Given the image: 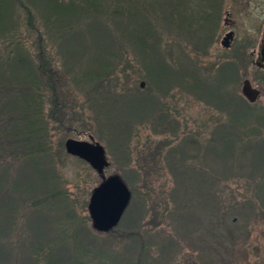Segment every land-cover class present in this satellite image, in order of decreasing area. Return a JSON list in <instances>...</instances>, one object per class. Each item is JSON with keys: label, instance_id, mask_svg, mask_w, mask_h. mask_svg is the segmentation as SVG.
Segmentation results:
<instances>
[{"label": "trees", "instance_id": "16d2710c", "mask_svg": "<svg viewBox=\"0 0 264 264\" xmlns=\"http://www.w3.org/2000/svg\"><path fill=\"white\" fill-rule=\"evenodd\" d=\"M41 1L44 8L33 13L26 6L29 0H0V216L21 219V222L11 219L14 220L11 225L17 227L14 233L0 232V264H143L148 251L144 249L143 239L146 229L139 226L145 211L137 212L136 202L130 203L125 213L129 221L120 220L121 227L102 236L91 232L88 226L86 201L83 214L74 202L78 197L73 194L74 198H71V191L64 186L58 165L62 156H66L63 148L65 128L74 129L71 126L77 123L80 132L87 131L88 119L83 107L76 111L77 119L68 117L66 107L71 99L70 87L66 79L57 78L61 70L51 64L41 41H36L34 54L26 48L31 35L40 39L41 30L35 22L38 18L57 28L73 30L85 47H88L87 37H91L92 44L98 39L99 44L112 49L105 52L107 59L96 51L91 53L89 65L78 73V77H85L81 78L83 82H96L103 97L108 95L109 99L111 96L116 99L118 120L113 123L110 120L109 124L114 136H118L113 146L122 151L119 154L122 153L126 165L130 156L124 152L129 151L131 141L136 140L134 147L141 144L140 129L136 124L161 125V131L170 136L155 141L145 129L142 146L148 143V149L154 150L141 160L151 157L152 168L162 175L172 174L165 208L176 211L178 221L175 225L182 221L191 225L202 219L199 223L205 224L206 229L224 227L231 240L240 236L238 227L236 231L234 224L229 226L230 215L243 211L245 205L249 210L253 209V200L246 198L243 202L226 203L225 206L221 198L228 180L238 182L242 178L237 164L248 172L245 173L247 182H243L242 196L246 197L247 193L256 196L260 216L264 218L261 208L264 207V116H259L261 118L256 121L253 116L246 118L245 115L260 114L253 109L255 104L247 103L233 88L222 87L221 82H205L197 75L192 81L190 67L184 60L181 63L182 58L176 61L171 53L162 54L167 43L173 46L169 37L177 32L176 28L183 35L189 33L190 28L201 34L200 30L208 27L207 21H215L214 28H217L225 0ZM15 4L25 12H22L24 19L18 18L21 12ZM76 18L81 21H74ZM77 25L86 27L79 31ZM83 52L79 57L84 55ZM118 60H128L126 66H133L134 60L142 64L141 76L146 80L143 89L130 85L127 76L122 83L124 86L117 87L120 81L111 74H115ZM61 61L64 70L71 71L69 56H63ZM176 76L186 93L198 91L199 96H204L200 100L213 109L214 115H225V118L210 120L214 126L207 127L210 133L202 144L198 135L192 134L187 127L179 137L174 132L173 113L162 97ZM111 81L117 83L113 85ZM232 108L236 109V114L232 113ZM202 126L206 130V122L203 121ZM154 133L159 132L154 130ZM7 156L10 159H6ZM207 158L215 165L202 164ZM185 160L189 161L188 165L183 164ZM135 167L132 169L135 176L141 170L147 175L152 170L147 161L145 164L136 161ZM185 179L187 183H184ZM126 180L129 182L130 178ZM145 188L149 190V187ZM130 190L131 197H136L137 192ZM191 209L195 210L189 212ZM177 212L181 214L177 215ZM150 221L157 219L152 217ZM36 231L38 239H30ZM260 236L264 237L263 234ZM206 238L211 243L206 251L211 255L216 249L217 252L222 249L221 235L217 231H211ZM114 243L124 247L117 250ZM167 243L173 245L174 241L167 239ZM165 260L159 264H166L167 258Z\"/></svg>", "mask_w": 264, "mask_h": 264}, {"label": "rangeland", "instance_id": "374dc122", "mask_svg": "<svg viewBox=\"0 0 264 264\" xmlns=\"http://www.w3.org/2000/svg\"><path fill=\"white\" fill-rule=\"evenodd\" d=\"M25 1L26 0H24V2ZM200 1L202 0H199L198 2ZM43 5L44 3L41 0H29V4L26 2L28 10L32 11L33 13L36 11H42L44 8ZM15 6L18 8L16 4ZM263 6L264 0H225V8L222 10L220 21H223V17H227L230 19V21H236V37L232 45L227 50H224L220 45L221 35L223 30L226 29H224L222 25L220 26L219 21L217 28H214L216 25L215 21H207L206 24L208 27L206 29H201V34H199L198 30H192L190 28L189 33L183 35V33H181L178 28H176L177 32L171 33L169 37V42L173 41V46L170 47V44L167 43L163 48L162 54L170 55L171 53V55L176 58V61L182 58L181 63H183L182 61L184 60V62H186V64L190 67L188 68L187 66L188 70L191 72L192 81L195 80V76L197 75V77L202 81L214 82L217 84L218 82H221L222 87H225L229 90L233 88L235 91L239 92L238 82L241 75L238 73L235 64L236 53L238 49H241V46L249 49V41H246V35H249L254 30L253 19L262 16L261 9ZM19 11L21 13H19L20 17L18 18L24 19L25 12L18 8V12ZM38 19L39 20L35 22H38L37 26L41 30L40 39L36 40L35 34L31 35L26 48L29 49L32 54H34L33 51L37 46L36 41H41V45L44 46V48L48 51L51 64H56V66H58L61 70L59 77L57 78L60 79L62 77L61 79H66V84H68V87H70L69 92L71 99L70 101H67L68 105L66 107L69 112L68 117L77 119L78 116L76 111L83 107L85 117L88 119L87 131L80 132L76 126L77 123H75V125L71 126L72 128L74 127V129L65 128V138L92 141L102 145L105 151V158L108 163L106 166L107 168L103 171V175L107 176L110 174H117L126 183L129 190L131 188L133 192H137L136 197H130L129 204L136 202L134 204H137V212H139L141 209L145 211L144 220H141L139 223L141 229L143 227L146 229L143 231V239L145 244L144 249L148 251L146 254V260H144L143 264H159V262H165L166 258V264H264V237L260 236L261 234L264 235V218H262V216H260L261 213H259V199L255 198L256 196L249 195V193H247L246 197L242 196L245 189V184L243 182H247L245 179V176H247L245 173H248L247 170H243L244 168L241 167L240 164H237V168L241 170L243 176L240 175L242 178H239L238 182L232 179L228 180V186L224 187L225 189L223 190L224 192L221 197L225 206L227 205L226 203L243 202L246 198L253 200L254 203L253 209L249 210L245 205L242 207V209H244L243 211H235V213L230 215L229 219L231 220V225L229 223V226L231 227L232 224H234L235 230L237 231L238 227V231H240L237 232L240 234V236H237L235 240L228 238L224 227L214 226L213 229L210 227L206 229L205 224L199 223L202 219L198 220V222H193L191 225H186L188 221H182L175 225V223L178 221L175 217L176 211L174 210L170 212L165 208V202L168 195L167 191L172 187V174L168 172L162 175L159 173V170L152 168L150 164L152 162L150 160L151 157H145L143 160H141L144 155L146 156L149 153V151L154 150L148 149V143L146 146H142V141L145 139V137H143L145 135V131L150 133L152 139L155 141H160L165 136L169 135L161 131V125L147 126L136 124L140 129L141 144L137 147H134L136 140L131 141L130 147H128L130 152H124L125 155L130 156L126 165V163H124L122 153L119 154V152L122 151L120 149H115L113 146L117 142L118 136H114L115 132L112 131V127L109 124L110 120L112 123L118 120V118H116L117 115H115V113H119L116 99H113L112 96L109 99L108 95L103 97L104 94L99 93L102 91V89H99L96 86V82L91 80L89 82H83L81 78L85 79V77H78V73L81 74V70L89 65L88 58L91 57V53L96 51L98 54H102L107 59L108 55L105 52L112 49L107 48L109 46H105L104 44H99L98 39H94L96 44H92L93 39L91 37H87L86 45L88 47H85L83 46L84 43H81L80 36L72 33L73 30H65L64 28L60 29L57 28L55 24H46L42 21L43 18ZM74 21L81 20L76 18ZM197 22L203 23V21ZM85 27L86 26L77 25V29L79 31ZM83 50L84 55L79 57ZM63 56H69V58L72 60L70 63L73 67L68 64V67H71V71L64 70L61 61ZM127 61H117L118 65L114 70L115 74L113 73L111 76L118 78L120 84L116 81H111V84L115 85V83H117V87H122L124 86L122 83H124L126 80L125 76H127L129 81H126L130 82V85L133 87L137 86L140 88V82L144 81V86L141 88L143 89L146 85V80L141 76L143 73L142 64L140 65L139 62H136L137 60H134L135 64L133 66L132 64L126 66ZM74 69L77 70V72H74ZM229 74H231V76ZM176 77L177 78L172 80L170 84L171 86L167 89L166 95L162 97V100L169 104L173 113V119L176 122L174 132L176 131L177 136H180L184 128L187 127V130H192L190 131L192 134L196 133L198 135V140L202 144L208 137V133H210L207 131V127L212 124L210 120H215L219 117L225 118V115H214V113H212L213 109L206 107L202 102L203 100H200L202 99L201 96H204H199L198 91H195V93L194 91L192 93H186L184 88L179 85V77ZM220 77H223V79H220ZM111 90L112 87L110 88V91ZM112 94L113 92L111 91V95ZM257 103L259 104H255L253 109L256 111V113L258 112L260 114L245 115L246 118L250 119L253 116V120L256 121L257 118H261L259 116H264V96H262ZM244 110L245 109H243V111ZM235 112L236 109L232 108V113ZM144 114H146L145 111ZM203 121L206 122V130L202 126ZM223 122L225 123V120ZM211 126H214V124ZM154 130L158 131L159 133L155 134ZM170 139L171 138H168V140ZM65 153L66 156H62L60 164L58 165V171L61 174L62 180L65 182L64 186L68 187V189L71 191V198H74L73 194L74 196L76 195L78 197V199H75L76 201H74L75 205H77L84 214L85 210L83 205L86 201L85 213L89 215L87 210L88 199L92 189L95 188L102 180V175L97 173L87 162L83 161L82 159L70 155L66 151ZM9 157L10 156H7L6 159H10ZM138 157L139 159H137ZM136 161H139L140 164H145L147 161V165H150L149 169H152L150 170V174L147 175L143 170H141L135 176L132 169L137 167H135ZM184 163L188 165L189 161L185 160L183 164ZM196 163H198V161H196ZM202 164L206 166H209V164L215 165V163L210 162L209 158L204 159ZM167 166L168 164L165 165V167ZM153 170L155 172H153ZM165 170H167V168ZM123 176L130 178L129 182H127L128 180H126V178ZM183 181L184 183H187L185 182L187 181L186 179ZM1 183L2 181L0 180V185ZM251 185L253 184L251 183ZM146 186L149 187V190L145 188ZM152 190L153 192H151ZM145 192L149 194H145ZM129 204L125 208L120 220L124 219L129 221V216L127 215V217L125 214L128 211V208H130ZM131 208L133 207L131 206ZM261 208L264 209V207ZM194 210L195 209H191L189 212ZM225 211L227 212V210ZM178 213L181 214V212H177V215ZM152 217H155L157 221H150L152 220ZM11 219L21 222V219H18L14 216L10 219L0 216V232L4 233L8 230L13 233L15 232L17 227L11 225L14 222V220ZM23 219L24 218H22V220ZM120 220V223L118 222L113 228L118 226L121 227L122 223ZM88 226L91 232L102 236H105L106 233L110 232L111 230H96L92 226L90 217ZM19 227L20 226L18 224V228ZM37 227L38 226L34 227V229ZM213 230L217 231V233L221 235L222 244L220 245H222V249L219 250V252H217L216 249L215 254L212 253L213 255H211L208 250L206 251V249H208V245L211 244L206 238V235H208ZM37 233V231L34 232L30 239H38ZM167 239L173 240L174 244H168ZM2 241H4L3 238ZM116 243H114L113 246L117 247V250H121L124 247V245H115ZM14 244L19 247L17 243ZM232 246L233 249L231 250ZM19 250L22 251L20 247ZM199 252L200 258H198L197 255Z\"/></svg>", "mask_w": 264, "mask_h": 264}, {"label": "water", "instance_id": "95a60500", "mask_svg": "<svg viewBox=\"0 0 264 264\" xmlns=\"http://www.w3.org/2000/svg\"><path fill=\"white\" fill-rule=\"evenodd\" d=\"M233 37V31L226 32L221 40L223 47H229ZM261 52L264 54V38L261 45ZM144 82H140V87ZM241 92L249 101L254 102L258 97V91L251 87L248 80L243 82ZM65 151L87 162L97 173L101 174L102 180L92 189L87 210L92 226L98 231H108L117 225L125 208L127 207L131 192L117 174L103 175L107 166L105 151L102 145L97 142L77 140L68 138L64 143Z\"/></svg>", "mask_w": 264, "mask_h": 264}, {"label": "flooded vegetation", "instance_id": "af4514ba", "mask_svg": "<svg viewBox=\"0 0 264 264\" xmlns=\"http://www.w3.org/2000/svg\"><path fill=\"white\" fill-rule=\"evenodd\" d=\"M262 16L256 17L254 21V30L248 35H246V41H249L248 47L238 49L236 53V68L238 73H240V78L238 82V91L242 98L249 104H259L258 100L264 96V54L261 52V45L264 38V6L261 9ZM228 14V13H226ZM220 26L224 27L223 33L220 38V45L223 36L226 32L232 30L233 37L230 41L229 47L232 45L236 37V21H230L227 17H223V21H219ZM221 47L224 50L229 49V47ZM248 80L251 87L258 91V97L254 102H248V100L243 96L241 88L243 82ZM261 105V104H260ZM262 106V105H261ZM263 107V106H262ZM264 108V107H263Z\"/></svg>", "mask_w": 264, "mask_h": 264}]
</instances>
